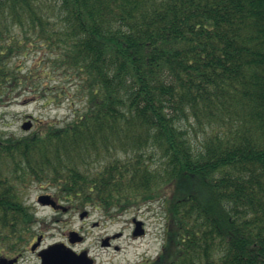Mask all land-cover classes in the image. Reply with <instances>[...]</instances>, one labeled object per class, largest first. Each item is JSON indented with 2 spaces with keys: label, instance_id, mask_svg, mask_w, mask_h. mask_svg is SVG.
Segmentation results:
<instances>
[{
  "label": "trees",
  "instance_id": "trees-1",
  "mask_svg": "<svg viewBox=\"0 0 264 264\" xmlns=\"http://www.w3.org/2000/svg\"><path fill=\"white\" fill-rule=\"evenodd\" d=\"M27 96L78 105L0 131L6 255L36 234L38 183L110 218L161 201L137 264H264V0H0V105Z\"/></svg>",
  "mask_w": 264,
  "mask_h": 264
},
{
  "label": "rangeland",
  "instance_id": "rangeland-1",
  "mask_svg": "<svg viewBox=\"0 0 264 264\" xmlns=\"http://www.w3.org/2000/svg\"><path fill=\"white\" fill-rule=\"evenodd\" d=\"M42 55L41 51H31L23 62L30 63ZM77 100L74 97L72 103ZM75 104L72 105L68 99L58 104L31 96L19 98L9 104L0 105V131L20 136L35 129L39 121L63 123L73 116V109L78 102ZM28 116H31L30 119L27 118ZM27 120H31L32 128L25 131L21 126ZM53 192V189L38 183H33L24 192L26 203L34 208L35 215L39 219L34 226L36 231L34 238L38 234L43 235L40 248L63 242L76 252L86 251L93 258L94 264H137L144 259L156 257L160 251L165 228L161 201L144 204L114 218L107 217L100 208L87 207L84 209L88 211V217L81 219L80 210L68 207L66 202L59 201L61 205L59 209L37 203L38 195L42 193L52 195ZM133 217L144 222L145 236L138 238L132 236ZM95 222H99V225L93 226ZM70 230L80 232L84 239L75 245H70L67 239ZM114 233H121L113 242L118 248L103 246L101 238ZM29 248L30 245H27L19 251L22 256L16 264H39L36 252H30ZM4 255L12 256L6 255L0 249V257Z\"/></svg>",
  "mask_w": 264,
  "mask_h": 264
},
{
  "label": "water",
  "instance_id": "water-1",
  "mask_svg": "<svg viewBox=\"0 0 264 264\" xmlns=\"http://www.w3.org/2000/svg\"><path fill=\"white\" fill-rule=\"evenodd\" d=\"M32 126V122L30 120L24 122L22 124V129L29 130ZM37 201L41 205H51L55 206L56 202L51 198L49 194L39 195ZM87 210H83L80 212L79 217L83 219L87 215ZM142 222L136 221V227L134 229V235H139L144 232L141 229ZM140 229V230H138ZM143 230V231H142ZM42 235H38L36 241L31 245V251H35L37 247L40 245L42 240ZM82 240V236L78 234L76 231H72L69 234V243H75ZM102 245H106V239L103 240ZM38 255L41 259V264H92L93 260L88 256L86 251H82L77 253L69 246L64 243H55L49 245L47 248L41 249L38 252ZM15 259L8 260L6 258H0V264H13Z\"/></svg>",
  "mask_w": 264,
  "mask_h": 264
},
{
  "label": "flooded vegetation",
  "instance_id": "flooded-vegetation-1",
  "mask_svg": "<svg viewBox=\"0 0 264 264\" xmlns=\"http://www.w3.org/2000/svg\"><path fill=\"white\" fill-rule=\"evenodd\" d=\"M57 208H59V207H57ZM53 209H55V208H53ZM86 217H88V215L86 216ZM137 220H140V219H137V218H135V217H133L132 219H131V222H132V226H133V229H132V232H131V234H132V236L134 237V238H138V237H140V236H145V234H146V228H145V225H144V222L142 221V228L141 229H144V233L143 234H139V235H134V229H135V227H136V221ZM97 225H99V222H95V223H93V226H97ZM138 230H140V229H138ZM71 231V230H70ZM69 231V232H70ZM143 231V230H142ZM79 234H81L80 232H78ZM69 234V233H68ZM120 234L121 233H114L113 235H107V236H105V237H103V238H101L102 239V242H103V240L104 239H106V245H105V247H107V248H109V247H113L114 249H117L118 247L116 246V245H114L113 244V242H114V239H116L117 237H119L120 236ZM82 237H83V235H82ZM68 238V237H67ZM84 239V237L82 238V240ZM76 243H74V244H72V245H75ZM18 255H19V257H17L16 259V262L14 263V264H16L18 261H19V259L21 258V256H22V254L21 253H18ZM39 264H40V260H39Z\"/></svg>",
  "mask_w": 264,
  "mask_h": 264
}]
</instances>
